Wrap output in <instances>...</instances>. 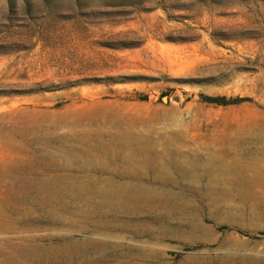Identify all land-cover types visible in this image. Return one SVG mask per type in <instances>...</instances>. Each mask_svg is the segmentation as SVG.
<instances>
[{
	"label": "rangeland",
	"instance_id": "obj_1",
	"mask_svg": "<svg viewBox=\"0 0 264 264\" xmlns=\"http://www.w3.org/2000/svg\"><path fill=\"white\" fill-rule=\"evenodd\" d=\"M180 129L181 163L226 169L105 151ZM0 198V264H264V0H0Z\"/></svg>",
	"mask_w": 264,
	"mask_h": 264
},
{
	"label": "bare ground",
	"instance_id": "obj_2",
	"mask_svg": "<svg viewBox=\"0 0 264 264\" xmlns=\"http://www.w3.org/2000/svg\"><path fill=\"white\" fill-rule=\"evenodd\" d=\"M188 134V130H178V131H174V132H165L162 134L163 137V141L162 142H155L152 139H148L146 136H144L143 133H140L139 135L137 134L136 136V140H135V145L131 146L129 144H123V145H119L115 142L114 147L111 149L109 146H107L109 149L105 150L108 153V157L112 160V161H116V160H121L125 163V167L123 170L117 171L119 173H122L123 175H127V176H134L137 178H141V177H154L155 179H166L167 177H171L172 174L175 173H179L182 175H185L187 173L190 172H211L214 170H221V169H226V168H222L221 167H214V166H210V165H205V166H198V165H191V166H187L184 165L183 163H181V161L179 160V158L175 157V155H179L182 156L183 152H181L180 150H178L172 143L171 141L173 139H184ZM124 132L120 131L115 134H113V138L117 139L120 136H123ZM108 143V142H107ZM108 145V144H107ZM95 148V147H94ZM209 148V147H207ZM88 149V148H87ZM98 149V148H97ZM100 149V147H99ZM190 151L192 153H194V150ZM206 152V151H205ZM107 155V154H106ZM184 157V156H183ZM109 159V160H110ZM185 161V160H184ZM188 161V160H187ZM122 162V163H123ZM110 163V162H109ZM114 168V167H113ZM120 168V167H119ZM115 170V171H116ZM107 171V170H106ZM114 171V172H115ZM116 173V172H115ZM217 173V172H216ZM209 174V173H208ZM175 179V178H174ZM202 179V178H201ZM176 181V180H175ZM39 183V182H38ZM37 183V184H38ZM48 183V182H47ZM59 183V182H57ZM45 184V183H43ZM42 184V185H43ZM49 184V183H48ZM47 184V185H48ZM175 184V183H174ZM56 185V184H55ZM60 185V184H59ZM29 186V185H28ZM32 186V185H30ZM46 186V185H45ZM61 186V185H60ZM128 186V185H127ZM56 187V186H55ZM125 187V186H124ZM129 190L127 191V195L129 198L135 199L137 201H143V204L141 205L142 209L148 210L150 209H156L159 205L164 203V198L161 197L159 198V196L155 195V196H151L149 192V188L148 186L144 187V188H140V186L137 185H131L129 186ZM173 187V186H172ZM171 187V188H172ZM46 188V187H44ZM60 188V187H59ZM151 188V187H150ZM170 188V187H169ZM53 189V188H52ZM37 190V189H36ZM57 190V189H56ZM38 191V190H37ZM42 191V190H41ZM45 191V190H44ZM49 191V190H48ZM55 191V190H53ZM59 191V190H58ZM55 191V192H58ZM170 191V190H169ZM19 192V191H18ZM54 192V193H55ZM26 193V192H25ZM38 193V192H37ZM43 193V192H42ZM169 193V192H168ZM57 194V193H56ZM119 194V193H118ZM158 194V193H157ZM163 194V193H162ZM17 195V194H16ZM31 195V194H30ZM46 195H48V192L46 193ZM120 195V194H119ZM57 196V195H56ZM116 196V194H115ZM175 196V195H174ZM16 197V196H15ZM41 197V196H40ZM54 197V196H53ZM62 197V196H60ZM4 198V197H3ZM9 198V197H8ZM17 198V197H16ZM24 198V197H23ZM29 195L27 194L26 199L28 200L26 204H28L29 206L26 205V210L27 212H30L31 207L30 204L28 203L29 200ZM36 198V197H35ZM43 198V197H42ZM166 198V197H165ZM1 199V198H0ZM6 199V198H5ZM44 199V198H43ZM122 199V198H121ZM120 199V200H121ZM12 200V198H11ZM55 200V199H54ZM53 200V201H54ZM119 200V201H120ZM180 200V199H179ZM1 201V200H0ZM13 201V200H12ZM11 201V202H12ZM21 201V200H20ZM43 201V200H42ZM44 203L41 204L42 209H50L53 207L47 205L46 200L44 199ZM86 201V200H85ZM115 201V200H114ZM134 201V200H133ZM10 202V203H11ZM17 202V201H16ZM22 202V201H21ZM54 202H56L54 205V207L57 206V209L59 206L61 205L62 200L61 199H56ZM8 203V202H7ZM32 203V202H30ZM49 203V202H48ZM116 203V202H115ZM5 204V203H4ZM35 204V203H33ZM37 204V203H36ZM63 204V203H62ZM152 205V206H149ZM14 205V204H13ZM117 205V204H116ZM115 205V206H116ZM1 206V205H0ZM32 206V205H31ZM135 206V205H134ZM3 207V206H2ZM8 207V206H7ZM11 207V206H10ZM184 207V206H183ZM23 208V207H21ZM25 208V207H24ZM36 208V207H35ZM179 208V207H178ZM111 209V208H110ZM2 210V209H1ZM23 210V209H22ZM53 210V209H51ZM108 210V209H107ZM17 211V209H16ZM20 211V210H18ZM55 211V210H54ZM122 211V210H121ZM42 212V211H41ZM51 212V211H50ZM16 213V212H15ZM60 213V212H59ZM125 213V212H124ZM55 214V213H54ZM19 215V214H18ZM46 215V213H45ZM53 215V214H51ZM58 215V214H57ZM124 215V214H123ZM26 216V214H25ZM30 216V215H29ZM94 216V215H92ZM28 217V216H27ZM15 218V217H14ZM106 218V217H105ZM58 219V218H57ZM95 219V218H94ZM12 220V219H11ZM96 220V219H95ZM103 220V219H102ZM100 220V221H102ZM20 221V220H19ZM109 221V220H108ZM15 219H13L12 221H9L7 219H4V217H2L0 215V230H4V229H12L13 227H15L16 225ZM94 222V221H93ZM103 222V221H102ZM94 224V223H93ZM98 225V224H96ZM101 225V223H100ZM99 227V226H98ZM118 227V226H117ZM84 228V227H83ZM100 229V228H98ZM9 240V239H8ZM75 241V240H74ZM8 242V241H7ZM11 242V241H10ZM77 242V241H76ZM86 242V241H85ZM84 242V243H85ZM3 243V242H2ZM73 243V242H72ZM78 243V242H77ZM81 243V242H80ZM19 244V243H18ZM5 245V244H2ZM0 245V246H2ZM53 245V244H52ZM73 245V244H72ZM78 245V244H77ZM20 246V245H19ZM25 246V245H24ZM30 246V244H29ZM54 246V245H53ZM59 246V245H58ZM57 246V247H58ZM82 246V245H81ZM22 247V245H21ZM21 247H17L16 251H14L15 253H11L12 256L14 254H16L15 256H13L12 259V263L11 264H19V260L21 259V255L20 253H18L19 248ZM26 247V246H25ZM31 247V246H30ZM61 247V246H60ZM7 248V247H6ZM32 248V247H31ZM54 248V247H51ZM50 248V249H51ZM56 248V246H55ZM5 249V248H3ZM8 249V248H7ZM43 249V248H42ZM60 249V248H59ZM63 249V248H62ZM67 249V247H66ZM66 249H64L66 251ZM2 250V249H1ZM10 250V247L9 249ZM27 250V249H26ZM52 251V250H51ZM51 251H49L47 249V251L35 248L34 252L35 254L38 255V253H43L42 255L44 256H48L51 254ZM57 251V250H56ZM61 251V250H60ZM8 252V251H7ZM54 251H52L53 253ZM56 253V252H55ZM59 253V252H58ZM1 254V253H0ZM32 254V253H31ZM27 255V254H26ZM34 255V254H33ZM41 255V254H40ZM80 255V254H79ZM102 255V254H101ZM29 256V255H28ZM6 257V256H5ZM8 258V257H7ZM4 259L3 263L4 264H8L10 263L8 259ZM28 258V257H27ZM19 259V260H18ZM30 259V256H29ZM3 260V259H2ZM69 260V259H68ZM11 261V260H10ZM78 261V260H77ZM22 262V261H21ZM28 263V262H27ZM26 263V264H27ZM21 264V263H20ZM29 264V263H28Z\"/></svg>",
	"mask_w": 264,
	"mask_h": 264
},
{
	"label": "trees",
	"instance_id": "obj_3",
	"mask_svg": "<svg viewBox=\"0 0 264 264\" xmlns=\"http://www.w3.org/2000/svg\"><path fill=\"white\" fill-rule=\"evenodd\" d=\"M209 101H214L218 103H226L227 101H224L223 96H218V97H206Z\"/></svg>",
	"mask_w": 264,
	"mask_h": 264
}]
</instances>
